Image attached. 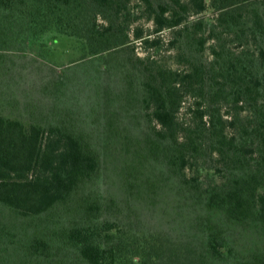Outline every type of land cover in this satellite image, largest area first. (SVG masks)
Wrapping results in <instances>:
<instances>
[{
  "label": "trees",
  "instance_id": "trees-1",
  "mask_svg": "<svg viewBox=\"0 0 264 264\" xmlns=\"http://www.w3.org/2000/svg\"><path fill=\"white\" fill-rule=\"evenodd\" d=\"M0 264H264V0H0Z\"/></svg>",
  "mask_w": 264,
  "mask_h": 264
},
{
  "label": "rangeland",
  "instance_id": "rangeland-1",
  "mask_svg": "<svg viewBox=\"0 0 264 264\" xmlns=\"http://www.w3.org/2000/svg\"><path fill=\"white\" fill-rule=\"evenodd\" d=\"M145 27L149 28V24H146ZM160 36L163 37L164 40H166L167 33H163ZM72 47L73 46H71L70 44L67 45L66 41H60V43L56 45L48 44L47 47L40 51V54L31 52L24 53L25 55H27L25 57H27L29 61L34 58L39 61L38 63L34 64L33 68H29L28 71H26V77H28V80H33V82H40L41 80L47 81V77L50 75L49 71H53L54 69L57 71H64L69 69L68 67L76 65L78 63L76 61L79 58V54ZM162 50H164V48ZM135 51L139 56H142V52L139 47H137ZM2 53H6L5 55L18 62H20V60L24 57V54L20 51ZM73 62L76 63L72 64ZM18 82L22 83L21 86L26 87V85L30 84L31 81L19 79Z\"/></svg>",
  "mask_w": 264,
  "mask_h": 264
}]
</instances>
